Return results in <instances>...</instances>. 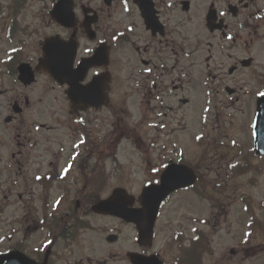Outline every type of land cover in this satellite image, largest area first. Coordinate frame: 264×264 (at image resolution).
<instances>
[{
  "label": "rangeland",
  "instance_id": "1",
  "mask_svg": "<svg viewBox=\"0 0 264 264\" xmlns=\"http://www.w3.org/2000/svg\"><path fill=\"white\" fill-rule=\"evenodd\" d=\"M7 2L8 0H2V3ZM42 2L43 0H27L29 4L27 20L31 19L32 15H37L36 9L41 8ZM7 49L6 45H0V59L4 58ZM132 58L134 62H138L134 54ZM116 59L120 63L116 72V84H122L123 90L114 91L111 109L120 111L121 116L119 118L116 116L114 121L110 118L109 111L104 110L99 114L100 121L96 122V112L90 113L89 122L86 121V127L90 131L101 133V141L108 143V140L112 139L116 146L120 145L117 147L114 161L109 163L105 173L106 185L99 187L100 193L103 194L102 198L111 195L117 187L126 188L138 198L146 183L154 182L158 177L156 174L164 163L170 160H186L203 166V175L207 176V182L212 187L208 189V194L214 196L213 200L205 201L195 196V193L192 194V191H183L171 197L163 207L157 227V239L149 249L139 247L138 233L133 225H128L118 218L95 215L86 204H82L80 210L72 213L70 218L65 219L63 214L51 219V216L68 210L63 201L59 208L55 207L62 196L59 190L62 187L74 188L73 180L81 173L75 171L68 180L62 181L65 179L67 162L65 166H56L61 171H57L60 176L54 185L49 186L48 183L37 181L38 175L45 180L49 164L52 162L51 158L55 153L65 154L62 159L64 163L70 151L80 148L76 146V141L71 142V138H75L76 127L75 119L70 114V107L65 102L63 106L64 98L61 92L51 93L52 100L55 96L59 100L46 107L37 105L33 108L32 114L26 116L24 123L17 121L7 127L4 120L0 119L3 129L0 132V157L3 160L0 162V252L20 249L32 257L40 258L44 256L51 243L52 264H130L128 252L157 253L166 264H183L187 259L184 252L190 247V241L194 239L196 244L198 236L207 234L208 242L205 240L204 247L193 250L197 255V264H264V237L257 238L254 235L255 217L264 221V159L253 158L251 134L255 101L258 95L264 92V88L253 93L241 115H231V122L228 118L230 111H223V118H218L220 121L214 117L216 113L214 107L209 113L206 103L203 102V89H197L193 96L190 95L192 101L189 105L177 109L176 102L171 98L174 93L168 92L170 98L165 97L163 105L159 102L156 104L158 109L164 106L163 112L166 115L162 113L161 118L155 119L157 117L155 112L152 109L149 112L146 104L141 105L140 93L131 91L128 87L125 77L131 68L128 69L126 66V58L119 53ZM204 62V57L197 60V64H201L200 68L204 67ZM4 73L5 71H0V75L3 76ZM13 83L14 80L5 78L2 87L0 83V92L9 90L7 88ZM37 94L40 95V92ZM126 95L129 99L124 98ZM6 98L4 94L0 95L3 106ZM124 101L127 102L125 105ZM125 109H128L129 115L125 114ZM0 110L7 114L10 112L7 107ZM204 117L209 119V123L205 122ZM150 118H154L152 123L145 124L144 120ZM174 118L180 121L182 129L185 127L187 129L182 131L179 129L175 133L173 129L177 126V121ZM35 119L38 123L31 124ZM43 126L52 128V131H47L46 136H42V132L46 131ZM214 126L218 128L216 131H213ZM145 127L148 129L144 130ZM26 132H30L29 141L35 138L31 144L37 140L41 143L38 150L47 149L50 152L45 168L39 174L37 166L30 169L26 165L20 171L12 157L14 153L19 156L20 152L25 153L21 156L22 161L27 157L29 149L25 150L18 145L25 142L23 137ZM209 132L212 138L219 135V140H211L217 141L214 146H224L221 144L225 142L224 148H232L224 159L216 152L205 155L203 145L206 144ZM18 133H22V139L17 138ZM224 134L230 136V139H221ZM125 135L128 137L122 140L121 137ZM33 146L35 147V144ZM236 147L243 149L242 156L246 158L247 164L255 163V171L245 172L238 178L233 177L235 183H228L231 185L229 187L231 191L224 193L221 179H225V169L231 164L240 165L237 164L238 158L236 159L238 153L234 156ZM168 148L171 152L174 151L173 155L165 154ZM225 158L231 163L227 167L223 166L226 163ZM233 170L230 167L229 173ZM57 172L52 173L56 175ZM258 180H262V183H250ZM245 181L247 183H244ZM74 195L76 196L75 193ZM224 214H227V217H224ZM61 219H64L62 223ZM110 235H118L119 240L112 244L108 243L106 239ZM232 249L238 252L236 256L231 253ZM188 252L186 251V255ZM195 260H192L193 263Z\"/></svg>",
  "mask_w": 264,
  "mask_h": 264
},
{
  "label": "flooded vegetation",
  "instance_id": "2",
  "mask_svg": "<svg viewBox=\"0 0 264 264\" xmlns=\"http://www.w3.org/2000/svg\"><path fill=\"white\" fill-rule=\"evenodd\" d=\"M60 1L62 0L46 2L43 0L41 8L36 9L37 15H32L31 19L27 20L29 11L27 0H8L7 3L0 0V45L4 44L8 48L4 58L0 59V71H5L3 76L0 75L1 87L5 78L15 81L7 88L9 90L0 92V95L7 96L5 106L0 102L1 108L10 109L8 114L0 110V119L4 120L7 127L17 121L24 123L26 116L32 114L33 108L37 105L46 107L59 100L56 96L52 100L51 93H62L63 106L65 102L71 108V117L75 119V138H71V142L76 141V146H80L81 151L77 148L70 151L64 163L62 159L65 154L55 153L51 158L52 162L49 164L45 180L38 175L37 181L57 183L59 177L57 171L60 168L56 166H65L67 162V166L80 171L81 178L73 180L75 187L79 186L74 198L71 196L72 191L64 190L62 187L61 201L66 204L75 200L80 207L83 202L91 201L85 197L82 188L83 172L87 175L88 172L92 173L90 177L94 179L101 167L109 166L114 160L113 140L109 139L108 143L101 141V133L90 131L86 127V121L89 122V114L93 112L97 113L96 122L100 121L99 114L104 110L109 111L110 118L114 121L116 116L118 118L121 116L120 111L111 109L114 91L123 90L122 84H116V72L120 66L116 57L119 53L126 58L128 69L131 68L125 77L129 89L140 93L141 105L146 104L149 112L152 109L155 117L157 116L155 119L161 118L160 111L163 109V106L158 109L156 104L159 102L163 105L165 97L170 98L168 92L174 93L171 98L176 102L177 109L189 105L192 101L190 95L193 96L197 89H203V102L206 103L209 113L214 107L216 110L214 117L220 121L218 118L222 117V112L230 111L228 118L231 122V115H241L253 93L264 88V0H70V4H73V23L70 28L56 20L62 19L61 12L53 15ZM70 4L67 2L60 6L66 12ZM47 43L50 45L48 51L52 62L41 72L38 66L46 54L44 48ZM72 43L77 45L73 69H78L84 64V60L94 57L98 50L102 51L97 64L87 72L80 86H89L94 79H98L99 92L106 96V100L100 99L99 95L94 101L91 97L79 99L80 105L102 102L104 107L100 110L90 108L84 112L73 113V105L68 95L71 88L69 83L73 79L68 76L62 77L64 84H61L53 77L55 74H67L70 70L68 52ZM133 54L138 58V62H134ZM200 57L205 58L203 68H200L201 64H197ZM21 73L33 74L34 82L27 83L21 80ZM39 92L40 95L37 94ZM124 98L129 99V96L126 95ZM125 103L127 102L124 101V105ZM152 105L156 107L153 108ZM124 112L126 115L129 114L128 109ZM174 119L177 121V126L173 129L175 133L179 129L181 131L187 129L186 127L182 129L180 121ZM205 119L209 123V119ZM37 123L36 119L31 122ZM43 128L46 131L42 132V136L52 131L51 127ZM217 129L214 126L213 131ZM2 130L0 125V132ZM210 132L206 145L212 139L219 138V135L212 138ZM28 134L30 132H26L23 137L25 142L18 144L25 150L29 149L27 157L22 161L21 156L24 152L18 153L19 156L14 153L12 157L20 171L26 165L30 169L37 166L39 174L45 168L50 152L47 149L38 150L41 144L38 140L33 142L34 147L31 143L35 138L29 141ZM126 137L128 136H122L121 139ZM222 137L224 140L230 139L227 134ZM17 138L22 139V133H18ZM216 142L212 141L205 146V155L216 152L224 159V156H228L229 149L224 148L225 142L221 144L224 146H214ZM236 151L242 152V149L236 147ZM2 161L0 157V162ZM183 162L196 167L192 162ZM224 162H226L223 164L224 167L231 164L227 158ZM255 167L253 162L254 171ZM54 171L57 172L56 175L52 173ZM224 177L221 183H224V193H227L231 191L229 189L231 185L227 183L235 181L232 180L233 176ZM88 179L89 177L87 181ZM66 180L67 178L62 181ZM250 183H262V180ZM207 186L211 188L210 183H205V188ZM189 190L196 194L195 187ZM262 223L264 222L258 219L255 221L254 235L257 238L264 237V232L261 231L264 229ZM205 240L207 237L203 238V241ZM231 253L236 256L238 252L232 249ZM46 254L36 259L43 261V258L47 257ZM48 256L49 263L52 264V251Z\"/></svg>",
  "mask_w": 264,
  "mask_h": 264
},
{
  "label": "water",
  "instance_id": "3",
  "mask_svg": "<svg viewBox=\"0 0 264 264\" xmlns=\"http://www.w3.org/2000/svg\"><path fill=\"white\" fill-rule=\"evenodd\" d=\"M67 2L68 0H62L56 7L55 12L57 11V13L61 12L63 14L62 19L57 18L60 23L71 26L73 23L72 5H69L66 12L63 10L62 6H60ZM49 46V43H47L44 48L46 54L40 60L38 66V70L41 72L46 70L49 67V63L52 62V58H50L48 51ZM76 53L77 45L75 43L70 44L68 52V66L70 70L67 74H55L53 77L61 84H64L63 79H61L62 77L68 76L73 79V81L69 83L71 86L69 96L73 103V108L76 111L86 110L89 105L98 108L103 104L102 102L97 105H93L95 102H91L92 104L80 106L79 99L91 97V99H93L92 101H94L99 95L100 99L106 100V96H103V93L99 92V80L95 79L94 82L87 87H81L80 83L85 79L88 70L97 64L102 51L98 50L93 58L84 60V64L75 70L73 69V63ZM22 75L21 73V80L27 83H32L34 81L33 74L25 73V75ZM253 131L255 137V153L264 156V96L258 99ZM196 180V175L192 169L185 165L173 164L163 173L160 185H150L144 189L141 197V208H134L135 199L130 197L125 190L117 189L109 199L99 202L93 206L92 210L97 214L114 216L124 220L126 223L134 224L139 233L138 244L141 247H149L154 241L155 226L160 208L164 201L175 191L194 185ZM118 239L117 236L112 235L108 237L107 241L114 243L117 242ZM128 257L131 264H163L156 255L145 256L139 253H129ZM0 264L39 263L29 258L21 251H12L0 254ZM41 264H48L47 259Z\"/></svg>",
  "mask_w": 264,
  "mask_h": 264
},
{
  "label": "trees",
  "instance_id": "4",
  "mask_svg": "<svg viewBox=\"0 0 264 264\" xmlns=\"http://www.w3.org/2000/svg\"><path fill=\"white\" fill-rule=\"evenodd\" d=\"M98 176H99V173H98ZM61 222V221H60ZM62 223V222H61ZM66 230H65V228H64V232H65ZM189 264H191V262H189Z\"/></svg>",
  "mask_w": 264,
  "mask_h": 264
},
{
  "label": "snow or ice",
  "instance_id": "5",
  "mask_svg": "<svg viewBox=\"0 0 264 264\" xmlns=\"http://www.w3.org/2000/svg\"><path fill=\"white\" fill-rule=\"evenodd\" d=\"M260 95L264 96V93H260Z\"/></svg>",
  "mask_w": 264,
  "mask_h": 264
}]
</instances>
